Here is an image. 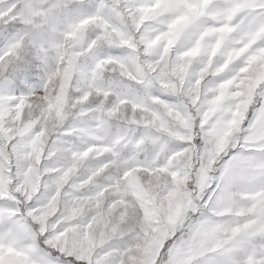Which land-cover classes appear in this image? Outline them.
<instances>
[{"label":"snow or ice","instance_id":"1","mask_svg":"<svg viewBox=\"0 0 264 264\" xmlns=\"http://www.w3.org/2000/svg\"><path fill=\"white\" fill-rule=\"evenodd\" d=\"M0 264H264V0H0Z\"/></svg>","mask_w":264,"mask_h":264}]
</instances>
